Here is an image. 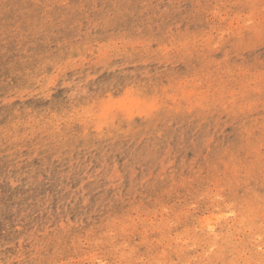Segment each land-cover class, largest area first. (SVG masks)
Listing matches in <instances>:
<instances>
[{
  "label": "rangeland",
  "instance_id": "1",
  "mask_svg": "<svg viewBox=\"0 0 264 264\" xmlns=\"http://www.w3.org/2000/svg\"><path fill=\"white\" fill-rule=\"evenodd\" d=\"M0 264H264V0H0Z\"/></svg>",
  "mask_w": 264,
  "mask_h": 264
}]
</instances>
